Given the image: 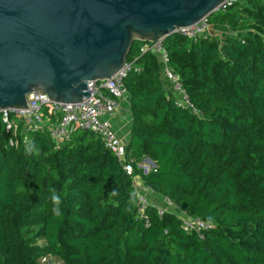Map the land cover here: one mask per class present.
<instances>
[{"label":"trees","instance_id":"16d2710c","mask_svg":"<svg viewBox=\"0 0 264 264\" xmlns=\"http://www.w3.org/2000/svg\"><path fill=\"white\" fill-rule=\"evenodd\" d=\"M209 22L228 34L164 42L196 110L176 104L145 41L134 40L127 61L140 69L125 77L128 162L209 227L186 230L152 204L141 213L134 174L99 133L77 128L57 145L49 125L25 131L11 116L14 135L0 115V264H264V0H238Z\"/></svg>","mask_w":264,"mask_h":264},{"label":"water","instance_id":"95a60500","mask_svg":"<svg viewBox=\"0 0 264 264\" xmlns=\"http://www.w3.org/2000/svg\"><path fill=\"white\" fill-rule=\"evenodd\" d=\"M225 1L0 0V111L29 108L35 92L81 102L125 66L135 39L180 33Z\"/></svg>","mask_w":264,"mask_h":264},{"label":"built area","instance_id":"2783aa9c","mask_svg":"<svg viewBox=\"0 0 264 264\" xmlns=\"http://www.w3.org/2000/svg\"><path fill=\"white\" fill-rule=\"evenodd\" d=\"M237 1L238 0H226L217 10L226 9L229 5ZM210 25L209 16H207L193 26L180 28V33L189 38L197 39L198 37L207 34ZM164 42L165 38H161L156 42H146L142 45L141 51L145 52L150 50L159 55L163 80L168 86L169 91L174 95L176 104L196 110L190 101L189 95L184 88L180 76L170 65ZM136 60L137 59H134L131 62L127 61L125 66L118 73L104 83L102 82L103 79L91 81L88 88L90 90V95L84 97L81 102L74 104L56 102L51 100L47 94L35 92L28 96L29 108H6L0 111V115H2L3 120L7 123L8 130L14 131L15 135L18 123L17 121L11 120V116L24 119L26 122L25 131H27L46 125L44 111L48 108L50 113L56 115L55 121L50 122L48 125L51 137L57 145H60L63 141L69 139L73 131L77 128L91 129L100 134L105 145L112 149L124 164L127 173L133 175L135 174V170L132 163L127 160V146L117 135L111 118L121 107L124 99L129 95L125 83V77L131 70L140 69ZM15 142V138H12L11 144H14ZM144 163L143 167H141L144 168L145 172H149L156 167L147 159L144 160ZM137 191L142 205L140 209L141 213L148 204L156 206L161 214L165 210H172V208H175L179 211V213H177L185 219L186 230L191 228H197L199 230L203 227H209L199 218L187 215L168 198H164L166 207H161L156 203L150 202L146 195L141 194L139 190ZM41 259V262L45 264H61L53 255H44Z\"/></svg>","mask_w":264,"mask_h":264},{"label":"crops","instance_id":"0c3cea01","mask_svg":"<svg viewBox=\"0 0 264 264\" xmlns=\"http://www.w3.org/2000/svg\"><path fill=\"white\" fill-rule=\"evenodd\" d=\"M210 26L213 27L209 28V31L207 32L208 34L220 35L224 37L229 32L227 26H220L216 24H211ZM111 120L117 135L122 139L123 143L127 146L131 139V127L133 123L130 95H128L124 99L121 107L113 114ZM45 122L46 125H48L49 122L52 121L51 120L48 121L46 119ZM134 177H135V186L137 187V190H139L141 194L144 195L147 193L151 195L153 199H160L157 193H155L151 188L146 186V184L143 182V180L138 174H134Z\"/></svg>","mask_w":264,"mask_h":264},{"label":"rangeland","instance_id":"374dc122","mask_svg":"<svg viewBox=\"0 0 264 264\" xmlns=\"http://www.w3.org/2000/svg\"><path fill=\"white\" fill-rule=\"evenodd\" d=\"M210 27L212 28L213 26H210ZM144 164H145L144 161H142V162L140 163V166L143 167ZM143 169H144V168H143ZM144 171H145V170H144ZM144 195L147 196V199H148L150 202L156 203L157 205H159V206H161V207H166V204H165V202H164V198H163V197H161L160 199H153V197H152L151 195L147 194V193L144 194ZM172 210H174V211H176V212L179 213V211L176 210L175 208H172Z\"/></svg>","mask_w":264,"mask_h":264}]
</instances>
